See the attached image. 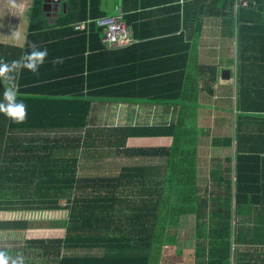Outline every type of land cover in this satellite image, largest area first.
<instances>
[{"label": "trees", "instance_id": "trees-1", "mask_svg": "<svg viewBox=\"0 0 264 264\" xmlns=\"http://www.w3.org/2000/svg\"><path fill=\"white\" fill-rule=\"evenodd\" d=\"M233 1L222 0L217 8L220 36L237 40L235 136L215 138L197 118L199 75H209L204 85L212 95L216 68L190 70L201 19L199 14L188 18L187 3L173 5L176 15L166 23L174 24L162 31L170 33L162 39L179 43L159 54L171 66L131 81L109 79L115 72L108 59L134 53L139 45L104 49L102 29L95 24L107 16L100 0H64L66 13L61 11L53 24L43 12L45 0H34L25 49L0 45V103L12 102L11 96L5 100L11 90L15 103L26 106L18 120L0 112V233L22 232L14 245L25 236L22 248L5 252L8 260L175 264L180 252L193 250L194 264H233V259L244 264L239 247L264 248V0L236 13ZM117 2L113 14L123 13L139 38L136 9L143 2ZM79 23L85 29L76 32ZM33 51L46 53L42 63L35 58L36 71L25 60ZM93 99L177 107L176 124L89 127ZM33 132L74 134L35 138ZM201 138L210 139L219 154L235 150L233 156L212 157L204 189L196 178ZM100 149L104 158L166 163L124 166L114 177L79 178V159L99 158ZM184 229L193 231V249L192 243L179 241L176 232ZM72 252L75 256H68Z\"/></svg>", "mask_w": 264, "mask_h": 264}, {"label": "crops", "instance_id": "crops-1", "mask_svg": "<svg viewBox=\"0 0 264 264\" xmlns=\"http://www.w3.org/2000/svg\"><path fill=\"white\" fill-rule=\"evenodd\" d=\"M134 1L135 0H131V2ZM140 1L143 2V4L136 9V14H139V18L135 19L137 25H139L137 34L139 38L136 39L134 37L136 39L135 44L139 45V48L134 53L128 52L126 54L110 56L108 63L114 66L112 70L115 74L109 79L120 78L138 81L142 78L141 75L143 74L156 75L159 74L160 71L162 72V69L165 67H170L171 65L168 62L163 61L162 63L165 57H159V54L161 50L169 49L172 44L178 46L179 43L177 41L172 43V41L168 39H162L167 38L165 36L170 34L162 31L165 29L164 27H170V24L172 27V23L174 24V22L166 23L167 19L173 18L176 15V13L173 12L175 10L172 9L173 5L178 4L181 8L183 4L187 3L189 5L188 18L194 19L199 14L198 18L201 19L200 37L197 42L195 53L189 61L190 70L193 68L197 70L199 67L216 68V81L212 85L211 89L213 93L208 96V103L203 102V100H207L205 94H209V86L204 85L205 82H209V75H199L200 85H198V94H200L199 103L201 104V108L198 110V125L204 116H209L210 111L213 121H210L211 124L208 129L211 130V134L212 132L214 133V129L215 131L218 130L225 134L229 129V125L226 123L227 115L230 114V111H234L233 113L235 114L236 110L237 40L235 37L220 36V30H222V28H220V14L217 5H220V1L222 0ZM33 2L34 0H0V45L20 51L25 49L29 34L30 15ZM114 7L115 12L119 10L118 7H120V5L117 0H114ZM179 14L181 15V9ZM53 23L54 21L51 22V24ZM181 28L182 27H180V29ZM107 58L108 56L104 59ZM159 58L162 60H159ZM99 62L100 60H95V64ZM225 69H229L233 72L230 80H224L222 76H220V73ZM96 82H98V80L94 78L93 84L95 86ZM228 104L231 105V108H227ZM177 113V107H166V105L115 103L93 99L91 101L90 114L87 119L89 127L97 128H102L104 126L107 128L174 126L177 120ZM234 135L235 130L233 137ZM222 138L229 137L227 135L222 136ZM209 155L213 157L218 155L223 156L224 154H219L218 149H213L210 146ZM262 215H264V212ZM182 231H191V235L186 238L181 237L182 240H179L180 243L184 244L187 241V244L192 243L193 246V231L184 229L180 232ZM5 238L11 241L10 236L4 237V239ZM186 248L187 246H184L183 249ZM190 248L193 249L194 246ZM232 248L235 249V246L233 245ZM239 250L241 263L264 264V248L243 246L239 247ZM4 251L6 252L7 250ZM186 258H188V260H186ZM194 260L193 250L189 252L183 251L180 252V256L175 260V264H194ZM233 264H235L234 259Z\"/></svg>", "mask_w": 264, "mask_h": 264}, {"label": "rangeland", "instance_id": "rangeland-1", "mask_svg": "<svg viewBox=\"0 0 264 264\" xmlns=\"http://www.w3.org/2000/svg\"><path fill=\"white\" fill-rule=\"evenodd\" d=\"M113 13H107V16L112 15ZM207 100H203V102L208 103V99L210 96L209 94H205ZM209 107V104H208ZM227 108H231V105L228 104ZM234 111H230V114L227 115V121L226 123L229 125L228 131L223 134L222 132L214 129V133L212 132V137H219L222 138V136H227L228 137H233L234 130H235V114L233 113ZM218 115V114H217ZM213 117H211V112L209 111V116L206 115L202 118V121H200L199 126L201 128H209ZM216 120V119H215ZM39 132H33L31 134L32 137L35 138H41V137H51V138H59L62 136H70L73 135L74 133L70 134L66 133H54V134H49L47 133L46 136H43ZM19 135V134H18ZM235 136V135H234ZM17 137V136H16ZM234 138V137H233ZM209 148H210V139L208 138H201L199 140V154H198V161H197V167H196V178H197V183L198 187L200 189H204L205 187L209 188L210 184V178L208 176L209 172V167H210V160L212 159L211 155H209ZM215 149V148H214ZM104 150V149H103ZM103 150H99L98 152L96 151L95 154L99 158H92V157H83L79 159L78 162V177L79 178H86V177H114L119 174L120 169H122L124 166H134V165H165V160L164 159H155V158H126L123 155L120 156H112V157H101L100 155L102 154ZM213 152V150H212ZM211 152V153H212ZM235 153L234 148L230 149H225L222 153L224 154L223 156H220V159H223L226 156H233ZM203 194V193H202ZM206 196V195H203ZM64 204V203H63ZM48 225V224H47ZM191 230V229H190ZM26 233V232H25ZM23 233V234H25ZM177 236L179 237V240L182 238L190 237L191 231H185V232H180L179 230L176 232ZM20 234L22 232L20 231H9V232H1L0 233V253L4 254V257L6 258L7 256L4 250H9L13 248H22L25 242V236L22 238V241H16V244L14 246L13 240H18L20 238ZM10 236L11 241L7 240V238L4 239V237ZM182 240V239H181ZM18 242V243H17ZM191 244V243H189ZM188 244V245H189ZM2 246V247H1ZM18 248L17 250H19ZM94 253V254H93ZM90 255H96V252H93ZM76 253H69L68 256H75ZM81 254V253H79ZM25 255V253H24ZM24 255L20 256L23 257ZM66 255V254H65ZM82 255V254H81ZM15 256H17L15 254ZM19 258V257H18ZM17 258V259H18ZM7 259V258H6ZM15 257H12L9 261L17 260ZM23 264H53L50 261L46 260L45 258L34 261L33 258H26L24 257L22 259Z\"/></svg>", "mask_w": 264, "mask_h": 264}, {"label": "built area", "instance_id": "built-area-1", "mask_svg": "<svg viewBox=\"0 0 264 264\" xmlns=\"http://www.w3.org/2000/svg\"><path fill=\"white\" fill-rule=\"evenodd\" d=\"M257 0H234L233 10L237 12L239 8H250L256 5ZM97 27L102 29L100 42L107 50L129 47L136 43L131 29L124 20V14L118 13L100 18L95 21ZM85 23L74 27L75 31H84Z\"/></svg>", "mask_w": 264, "mask_h": 264}, {"label": "clouds", "instance_id": "clouds-1", "mask_svg": "<svg viewBox=\"0 0 264 264\" xmlns=\"http://www.w3.org/2000/svg\"><path fill=\"white\" fill-rule=\"evenodd\" d=\"M64 0H62L61 3H64L63 2ZM66 3V2H65ZM67 5V3H66ZM44 7V5H43ZM63 11V9H62ZM59 15V14H58ZM113 15V14H112ZM45 16L47 17V15L45 14ZM107 17V16H106ZM57 18V17H56ZM50 20V23L52 21H55V19L51 18V19H48ZM81 24V23H79ZM79 24H76V25H79ZM74 25V27L76 26ZM74 27H73V30H74ZM75 31V30H74ZM77 32V31H76ZM126 48V47H125ZM105 49V48H104ZM122 49V48H120ZM107 50V49H106ZM46 55L45 52H37V51H33L31 54H29L25 60L27 61L26 63V66L28 68H30L31 70L33 71H36L37 70V64H36V60L35 58L36 57H39L40 58V62L42 63V60H43V57ZM12 97V102L11 103H8V104H5V103H0V112H3L7 117L13 119V120H18L19 118V115L16 114V110L19 109L21 111V113H25L26 115V106L23 105L22 103H15V100H14V96L13 94L11 93V90L9 91H6L5 92V100L7 101L9 99V97ZM0 264H8V260L4 257V254L3 253H0ZM11 264H23L22 260H13L11 262Z\"/></svg>", "mask_w": 264, "mask_h": 264}, {"label": "water", "instance_id": "water-1", "mask_svg": "<svg viewBox=\"0 0 264 264\" xmlns=\"http://www.w3.org/2000/svg\"><path fill=\"white\" fill-rule=\"evenodd\" d=\"M62 0H45L43 12L47 15L48 19H56L57 15L61 13L62 9L64 13H66L67 5L66 3H63L62 7ZM100 11L102 13H114L115 7H114V0H100ZM232 71L229 69H225L220 73V76H222V79L224 80H230L232 76Z\"/></svg>", "mask_w": 264, "mask_h": 264}, {"label": "snow or ice", "instance_id": "snow-or-ice-1", "mask_svg": "<svg viewBox=\"0 0 264 264\" xmlns=\"http://www.w3.org/2000/svg\"><path fill=\"white\" fill-rule=\"evenodd\" d=\"M16 114L19 115L21 114V111L19 109L16 110Z\"/></svg>", "mask_w": 264, "mask_h": 264}]
</instances>
